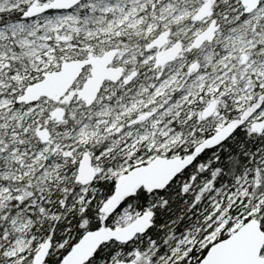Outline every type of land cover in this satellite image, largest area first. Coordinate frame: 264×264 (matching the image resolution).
Segmentation results:
<instances>
[{
  "label": "snow or ice",
  "instance_id": "1",
  "mask_svg": "<svg viewBox=\"0 0 264 264\" xmlns=\"http://www.w3.org/2000/svg\"><path fill=\"white\" fill-rule=\"evenodd\" d=\"M0 264H264V0H0Z\"/></svg>",
  "mask_w": 264,
  "mask_h": 264
}]
</instances>
